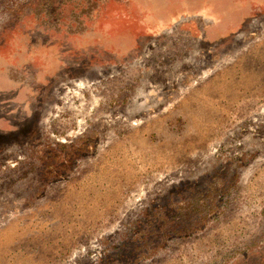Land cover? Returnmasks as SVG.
<instances>
[{
    "label": "rangeland",
    "instance_id": "374dc122",
    "mask_svg": "<svg viewBox=\"0 0 264 264\" xmlns=\"http://www.w3.org/2000/svg\"><path fill=\"white\" fill-rule=\"evenodd\" d=\"M0 264H264V0H0Z\"/></svg>",
    "mask_w": 264,
    "mask_h": 264
}]
</instances>
